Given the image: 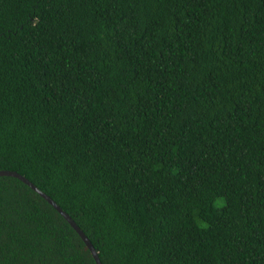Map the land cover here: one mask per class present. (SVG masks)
<instances>
[{"label":"trees","instance_id":"trees-1","mask_svg":"<svg viewBox=\"0 0 264 264\" xmlns=\"http://www.w3.org/2000/svg\"><path fill=\"white\" fill-rule=\"evenodd\" d=\"M0 171L102 264H264V0H0ZM0 264H96L0 177Z\"/></svg>","mask_w":264,"mask_h":264},{"label":"water","instance_id":"water-1","mask_svg":"<svg viewBox=\"0 0 264 264\" xmlns=\"http://www.w3.org/2000/svg\"><path fill=\"white\" fill-rule=\"evenodd\" d=\"M0 177H14L17 178L27 185H29L31 188H33L37 193H39L43 198H45L55 209L58 210V212L70 223V225L75 229V231L80 235V237L83 239L84 243L88 247V249L91 251L96 264H102V261L99 256V252L96 250L93 243L90 241V239L86 236V234L82 231V229L77 225V223L70 217L69 214H67L54 200H52L48 195L43 193L38 187H36L32 182H30L26 177L20 175L17 172L12 171H0Z\"/></svg>","mask_w":264,"mask_h":264}]
</instances>
